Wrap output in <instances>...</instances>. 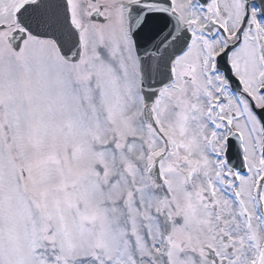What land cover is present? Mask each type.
I'll return each instance as SVG.
<instances>
[{
	"label": "snow or ice",
	"instance_id": "snow-or-ice-1",
	"mask_svg": "<svg viewBox=\"0 0 264 264\" xmlns=\"http://www.w3.org/2000/svg\"><path fill=\"white\" fill-rule=\"evenodd\" d=\"M0 264H264V0H0Z\"/></svg>",
	"mask_w": 264,
	"mask_h": 264
}]
</instances>
